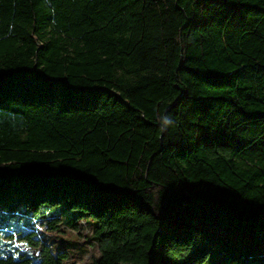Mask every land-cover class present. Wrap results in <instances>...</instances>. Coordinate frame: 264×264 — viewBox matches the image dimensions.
<instances>
[{
	"label": "trees",
	"instance_id": "obj_1",
	"mask_svg": "<svg viewBox=\"0 0 264 264\" xmlns=\"http://www.w3.org/2000/svg\"><path fill=\"white\" fill-rule=\"evenodd\" d=\"M86 217L90 264H264V0H0V264Z\"/></svg>",
	"mask_w": 264,
	"mask_h": 264
},
{
	"label": "rangeland",
	"instance_id": "obj_2",
	"mask_svg": "<svg viewBox=\"0 0 264 264\" xmlns=\"http://www.w3.org/2000/svg\"><path fill=\"white\" fill-rule=\"evenodd\" d=\"M38 222L44 225L42 239L51 245L53 252L55 254L62 251L69 253L66 264H90L100 256V249L93 237L95 225L90 217L79 221L76 229L60 224L56 230L52 231L47 229V219L44 218Z\"/></svg>",
	"mask_w": 264,
	"mask_h": 264
},
{
	"label": "clouds",
	"instance_id": "obj_3",
	"mask_svg": "<svg viewBox=\"0 0 264 264\" xmlns=\"http://www.w3.org/2000/svg\"><path fill=\"white\" fill-rule=\"evenodd\" d=\"M165 123H167V124H168V123H169V121H168V120H165Z\"/></svg>",
	"mask_w": 264,
	"mask_h": 264
},
{
	"label": "crops",
	"instance_id": "obj_4",
	"mask_svg": "<svg viewBox=\"0 0 264 264\" xmlns=\"http://www.w3.org/2000/svg\"><path fill=\"white\" fill-rule=\"evenodd\" d=\"M7 240H10V239H7Z\"/></svg>",
	"mask_w": 264,
	"mask_h": 264
}]
</instances>
